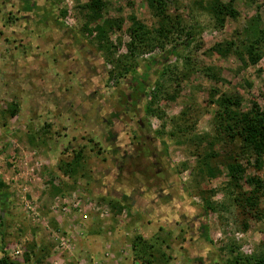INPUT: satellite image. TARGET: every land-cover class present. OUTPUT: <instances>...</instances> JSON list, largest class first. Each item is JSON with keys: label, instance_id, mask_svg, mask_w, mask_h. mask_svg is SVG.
Segmentation results:
<instances>
[{"label": "rangeland", "instance_id": "374dc122", "mask_svg": "<svg viewBox=\"0 0 264 264\" xmlns=\"http://www.w3.org/2000/svg\"><path fill=\"white\" fill-rule=\"evenodd\" d=\"M12 1L0 0V182L6 186L0 257L5 247L15 264H255L264 258V222L245 218L239 195L252 189L250 178L264 180V168H247L233 186L230 147L214 122L223 95L243 112L255 104L264 110V46L257 65L213 51L245 42L237 31L256 16L264 26V0H236L241 17L223 28L205 10L209 0H177L168 15L181 24L170 40L159 39L161 22L146 0H104L94 21L85 9L89 0H47L58 17L48 36L6 42L3 26L16 15ZM133 18L145 27L143 45L131 30ZM109 22L115 27L100 41L97 28ZM188 32L195 43L166 64L153 82L160 87L146 99L152 134L142 135L131 121L135 111L123 118L128 158L122 168V152L107 145L106 121L118 108L124 73L160 58ZM171 134L178 143L166 149L169 139L159 135ZM207 203L213 245L198 252L191 218L197 204ZM139 238L141 259L133 249Z\"/></svg>", "mask_w": 264, "mask_h": 264}, {"label": "trees", "instance_id": "16d2710c", "mask_svg": "<svg viewBox=\"0 0 264 264\" xmlns=\"http://www.w3.org/2000/svg\"><path fill=\"white\" fill-rule=\"evenodd\" d=\"M152 14L156 19L161 22L160 29L158 31L159 39H169L173 31L181 23L176 24L172 22L168 11L170 7L176 4L177 0H146ZM231 0L229 3H224L221 0H209L205 3L206 12L216 21L217 27L223 28L228 19L238 21L241 17L240 12L234 7V2ZM44 3V2H43ZM47 8L43 4H39L38 0H13L12 7L16 9L15 20L13 24L4 25V31L2 36L6 35L5 41L8 42L10 36L12 39L17 40L19 38L28 37L30 32H34V35H38L39 31H44L51 26L52 17L56 13L55 4L47 1ZM106 6L104 0H89L85 9L89 12V21L97 20L101 17V13ZM43 11L45 16H39ZM34 15H37L32 23V31L26 28L30 19ZM54 20L56 18L53 17ZM42 21V22H41ZM260 17L256 16L251 19L246 26L243 27V32L237 31L239 37L246 35L245 42L238 43L236 41L226 42L225 44H218L213 51L224 54L233 53L240 60L245 61V58L252 64L257 65L262 55L260 51L264 46V26L260 25ZM17 22L18 29H15ZM20 22V23H19ZM115 27L112 23H107L106 26L97 28L99 40L106 37L112 29ZM131 30L135 33V37L139 38L140 44L145 43L147 39V33L145 27L135 18H133V24ZM178 31V29H177ZM196 34L188 32L184 39L173 44L168 51H165L160 58H152L147 63L131 66L123 76V82L126 86L133 87L134 84L138 85L145 95V99L149 97V93L153 87H160L159 82L153 83L154 80L160 76H164L166 64L173 58L179 57L180 53L192 47L195 43ZM240 39V38H239ZM143 45V44H142ZM209 71V70H208ZM158 89V88H157ZM125 92H123L124 94ZM125 97H127L124 94ZM127 100V98H126ZM218 111L215 116V127L218 135L221 137V141L224 145L230 147L229 163L227 168L229 170V176L231 177V184L235 187H239L244 174L249 167H253L256 171H262L264 168V110L255 104L248 112L241 111L240 103L233 101L231 98L223 95L217 101ZM144 112L146 113L145 109ZM185 116V115H183ZM123 113V118H124ZM121 119V117L119 118ZM118 131V130H114ZM126 129L123 127V140L126 134ZM161 134V133H159ZM163 139H169L165 141L166 147L171 143L177 142L179 137L177 135H159ZM120 140L117 133V142ZM84 159L83 154L79 155V160ZM127 159L123 156V161ZM78 160V163L80 161ZM72 164L71 166H75ZM68 174L66 171L65 174ZM249 184L252 189L248 192H240L241 202L240 207L243 211V215L248 221L264 222V209L261 207L262 199H264V180L261 178H250ZM241 187V186H240ZM0 189H5L6 186L0 182ZM240 189V188H239ZM242 189V188H241ZM3 205L7 203L8 194L4 192ZM211 206L207 203V206L196 205L195 212L191 218V222L194 224L192 241L195 249L198 252L209 249L213 243L210 238L209 231V209ZM3 217L0 216V229H2ZM1 238L4 240V234L0 230ZM143 244L141 238L136 239L133 243V249L136 253V257L141 259L140 246ZM148 248V247H147ZM144 252L147 254L148 250ZM149 249V248H148ZM0 264H15L7 255L6 248L3 247L1 252ZM150 263V262H149ZM235 264H241V261L235 262ZM246 264H249L247 262ZM251 264V263H250ZM255 264H264V258L255 262Z\"/></svg>", "mask_w": 264, "mask_h": 264}, {"label": "flooded vegetation", "instance_id": "af4514ba", "mask_svg": "<svg viewBox=\"0 0 264 264\" xmlns=\"http://www.w3.org/2000/svg\"><path fill=\"white\" fill-rule=\"evenodd\" d=\"M41 1V0H38ZM41 5V3L39 2ZM43 5L45 6L44 8H47V0H44ZM46 14L43 13V11L40 12L39 16L43 17ZM37 15H34L32 19H30L29 23L26 25V28L29 29V31H32V23L35 20ZM57 18V15H56ZM42 22V21H41ZM20 23V22H19ZM15 29H18L17 22H15ZM48 36V29H44V31H39L38 35H34V32H30L29 36L26 37V39H36V40H43ZM130 86L123 85L121 86V95L119 99L116 101V105L118 106L117 109L111 110L109 112V119L106 121L107 129H106V141L107 145H109V148L111 152L118 153L119 151L122 152V156L120 159V165L123 168V146H122V141H123V113L124 116L127 117L128 115H131L133 111L136 112L137 117L136 118H131L132 122H137L138 124V129L140 130V133L144 136L149 137L152 131L150 130V127L146 123V120L144 118L143 114V108L146 103V99L144 98L145 95L141 88L134 84L131 89H129ZM123 92L127 96L125 97V101L123 104ZM127 98V100H126ZM121 117V119H119ZM118 131H114V130ZM117 133L119 134L120 140L117 142ZM152 134V133H151ZM121 145H120V144ZM122 150V151H121ZM128 158V156H124ZM126 160V159H125Z\"/></svg>", "mask_w": 264, "mask_h": 264}, {"label": "built area", "instance_id": "2783aa9c", "mask_svg": "<svg viewBox=\"0 0 264 264\" xmlns=\"http://www.w3.org/2000/svg\"><path fill=\"white\" fill-rule=\"evenodd\" d=\"M17 254H19V252Z\"/></svg>", "mask_w": 264, "mask_h": 264}]
</instances>
